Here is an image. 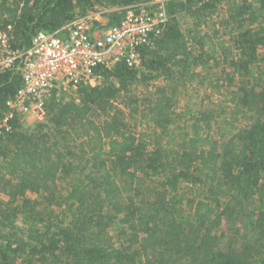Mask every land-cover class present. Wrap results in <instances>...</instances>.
<instances>
[{"label":"trees","instance_id":"16d2710c","mask_svg":"<svg viewBox=\"0 0 264 264\" xmlns=\"http://www.w3.org/2000/svg\"><path fill=\"white\" fill-rule=\"evenodd\" d=\"M150 1L0 0V31L25 50L95 7ZM165 10L140 69L100 70L103 84L53 97L44 122L0 137V264L264 261V69L250 80L264 0ZM19 84L17 71L0 75V111Z\"/></svg>","mask_w":264,"mask_h":264},{"label":"built area","instance_id":"2783aa9c","mask_svg":"<svg viewBox=\"0 0 264 264\" xmlns=\"http://www.w3.org/2000/svg\"><path fill=\"white\" fill-rule=\"evenodd\" d=\"M108 11L119 17L110 22L102 12L78 15L52 33H35L25 50L12 47L10 26L0 31V75L17 71L20 77L0 111V137L12 132L15 121L44 122L53 97L66 100L80 87L99 86L100 70L113 71L118 65L140 69L141 50L152 47L169 19L164 3Z\"/></svg>","mask_w":264,"mask_h":264},{"label":"rangeland","instance_id":"374dc122","mask_svg":"<svg viewBox=\"0 0 264 264\" xmlns=\"http://www.w3.org/2000/svg\"><path fill=\"white\" fill-rule=\"evenodd\" d=\"M151 1H160V2L164 3V5H165V0H151ZM114 9H119V8L95 7L94 9L88 10L84 14H81V15H85V14H87L89 12H102V13H104V15H108L109 16L111 14V12L108 11V10H114ZM218 9H220V6L218 7ZM105 11H108V12L105 13ZM223 12H224V10L217 11V14L219 15V17L215 16L216 18L215 17L212 18V22H215L216 23V28H218V25H219V22H220L221 17H223L225 15ZM81 15H79V16H81ZM116 15H118V13H116ZM259 17H260V15L258 16V18ZM178 19H179V24H180L181 28L183 29V31H185V30L187 31V29L189 28V21H188L186 15H185V13L181 12L179 14V16H178ZM258 24H260L261 27L264 26V16H263V18L259 19L258 22L256 21L254 23V25H256V26H258ZM214 40L220 41V42L226 41L227 40V34H225L224 32H222L221 37H219V39L217 38V39H214ZM258 57H259V65H257L255 67V70L254 71L253 70L251 71L250 80H252V81H256V79H257L256 78V75L259 72H262V70L264 69V48H260L258 50ZM103 83H104V80L101 79L100 80V85L103 84ZM139 90L141 91V88ZM217 96H218L217 94H215V96H214L215 98L213 96H211V99L210 100L214 102L215 99H217ZM35 124L36 123H27V124L21 123L20 125H22V128H29V127H33ZM257 195H258V198H263L264 199V186H263V189L257 193ZM26 196L28 198H30V199H36V196L35 195H32V194H27ZM222 201L224 202V201H226V199L225 198H222ZM255 205L257 206V203H255ZM23 223H24V221L22 219H18L17 222L14 224V226L17 227V228H19V227L21 228V227L24 226ZM225 240L229 242L231 239L228 236V237H226ZM258 264H264V261L263 262H258Z\"/></svg>","mask_w":264,"mask_h":264}]
</instances>
